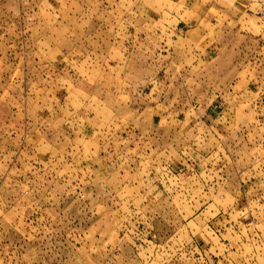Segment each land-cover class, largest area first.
<instances>
[{"label": "rangeland", "instance_id": "374dc122", "mask_svg": "<svg viewBox=\"0 0 264 264\" xmlns=\"http://www.w3.org/2000/svg\"><path fill=\"white\" fill-rule=\"evenodd\" d=\"M264 0H0V264H264Z\"/></svg>", "mask_w": 264, "mask_h": 264}, {"label": "built area", "instance_id": "2783aa9c", "mask_svg": "<svg viewBox=\"0 0 264 264\" xmlns=\"http://www.w3.org/2000/svg\"><path fill=\"white\" fill-rule=\"evenodd\" d=\"M262 15H263V17H264V12H262Z\"/></svg>", "mask_w": 264, "mask_h": 264}]
</instances>
